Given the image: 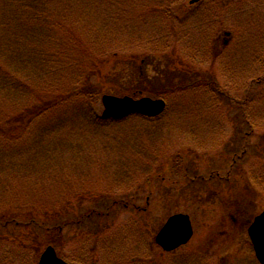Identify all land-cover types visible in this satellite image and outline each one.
Wrapping results in <instances>:
<instances>
[{"label": "rangeland", "instance_id": "1", "mask_svg": "<svg viewBox=\"0 0 264 264\" xmlns=\"http://www.w3.org/2000/svg\"><path fill=\"white\" fill-rule=\"evenodd\" d=\"M7 1L0 0L2 26H7L10 21L13 25L18 24ZM13 1L18 3V0ZM187 1L42 0L43 8L36 14L43 18L33 22L27 15L25 19L29 21L24 23L25 26L13 32L12 24L6 28L0 26V43L7 41L12 47L16 45V50L26 49L33 53L34 60L39 59L44 69L54 68L58 60L59 72L63 55L75 50L70 41L77 36L92 50L115 49L128 59L127 55L148 51L129 50L125 44L129 37L145 40L152 35L164 40L172 27L170 20L174 19L175 13L188 9ZM182 2L184 7L180 10ZM216 2L208 22L214 28L217 26L215 20L222 24V29L215 32L218 44L224 40L218 38L221 32L231 34L223 49H212L224 50L221 55L215 58L184 55L179 60H176L179 53L173 57H150L139 64L140 69L134 61L118 60L115 66L114 63L102 65L101 73L90 82L92 93L110 86L104 95L118 98L137 99L133 97H141L142 91L137 89L142 88L153 95L162 91L169 109L160 119L158 116L148 117V120L134 118L128 123L96 128L86 124L82 108L78 107L67 116H60L57 109L45 118L27 147H21L25 140L0 138L5 147L13 146L18 154L31 148L34 138L63 141L75 133L79 136L74 139L72 155L53 159L49 165H40L31 179H45L44 173L53 171L65 173L61 180L63 187L66 189L71 176L75 190L70 191L71 186H68L62 192L57 184L39 193L31 192L32 185L27 187V184L19 185L8 194L13 201L39 197L33 205L36 209L49 206L50 214L42 218L43 227L35 223L30 225L34 218L42 223V219L37 220L40 216L34 208L32 213L21 215L20 206H9L11 203L5 202L0 205V215H8L6 221L9 223L14 221L12 226L5 224L3 227L5 220H0V254L7 253L8 259L10 255L12 264H34L32 259L37 257L38 260L48 246L69 264H258L247 235L248 227L243 222L264 210V82L259 86L251 84L252 80L264 77V67L258 68L264 64V56L260 58L259 66L253 68L257 63L256 56L264 50V0ZM209 3L212 0H205L201 7H207ZM18 14L22 17L20 11ZM47 14L53 17L49 19L51 22H45ZM207 16L205 9L195 15L200 23L198 26L203 29ZM52 25L57 27V32L49 34ZM185 26L186 23L183 28ZM191 32L196 35L198 30ZM190 42L193 44L194 40L190 39ZM2 50L0 46V54ZM43 50L47 54L44 60L38 55ZM2 64L0 59V68ZM182 65L189 66L192 72L185 71ZM109 71H114L117 79L101 80L102 73ZM138 75L143 77L142 82H138ZM194 81L200 82L194 86ZM185 85H189L187 90H175ZM47 86L45 79L33 78V88L41 90ZM39 97L37 100L43 102ZM17 99L12 91L2 90L0 110L5 114L0 122L11 117ZM20 101L25 105L23 99ZM92 102L93 99L88 104ZM35 103L36 100L32 104ZM101 110L102 107L99 115ZM62 117L66 121L62 122ZM52 124L54 136H44V131ZM65 128L75 133L66 132L62 138ZM137 134L151 136L148 140L136 141L141 150L151 154H141L138 149L124 146L123 139L128 138L130 143ZM100 147L104 156L100 154L95 162L94 151ZM41 149L42 146L36 148L39 153ZM169 162L177 169H168ZM4 171L0 166V172ZM255 171L259 180L252 181ZM84 189L97 195L86 196L80 203L71 202L77 194L75 191L84 192ZM102 192H107V196L100 195ZM3 194L0 199L4 198ZM117 200L123 205L134 203L136 206L114 205ZM232 206L246 211V216L237 217L243 220L241 224L230 220L228 214ZM108 208L110 210L104 216ZM176 214L190 218L193 237L185 246L161 254L154 243L155 236L167 219ZM82 216L85 218L81 224H69ZM28 220L31 221L27 226L16 227ZM58 223L65 224L62 231L49 233V227Z\"/></svg>", "mask_w": 264, "mask_h": 264}, {"label": "trees", "instance_id": "2", "mask_svg": "<svg viewBox=\"0 0 264 264\" xmlns=\"http://www.w3.org/2000/svg\"><path fill=\"white\" fill-rule=\"evenodd\" d=\"M9 3L8 9L11 12V15H16L17 17H13L18 21V24L15 23L13 25L11 21L7 26H2L0 23V26L2 27H8L10 24L13 25V28L11 29V32L15 31L20 26L24 27L25 22H28L29 20L25 19L27 15H30V21L36 22L39 20V18H43L42 15L36 14L37 11L42 9V0H18L17 4L14 3L13 0H8ZM184 3L182 2L181 5H179V9H183L182 5ZM42 5V6H41ZM48 5V4H47ZM203 4L196 5L194 7H190L189 9H186L184 12H178V14L175 13L174 19H171V29L169 28V31H167L168 35H164V40L158 39L160 38L157 36V38H154V36L151 35L150 38H146L145 40L136 38L135 36L129 37L125 44L130 47L129 50H148L146 54L138 53V55H125L121 54L118 50H92L89 48L84 40L77 36V38H72L70 41L71 47L75 50H69L66 54L63 55V66L61 67V70L59 72V66L58 60L57 64H55L54 68L52 69H44V64L39 63V59L37 61L34 60V54L24 50H16V45L14 47L9 45V42L3 41V44L0 43L1 48L3 49L0 54L1 62L3 61V66L0 68V97L2 94V90L7 89L12 91L14 96H18L17 102L12 108V114L11 117L6 120H3L0 122V138L3 139L4 137H7L11 140H25V142L21 143V147H27L31 143V139L33 138L34 134L37 133V130L42 125V123L45 121V118L51 114L52 112H55L57 109H59V115L60 116H67L68 114L75 112L82 108L83 112V119L86 122L88 126L95 125L96 128H106L109 126H113L116 124H124L128 123L130 121H134V117L127 118L121 122H115V121H103L100 119L99 111H100V101L99 98H101L102 95L107 94V91L109 90L110 86L107 87V89L99 88L96 89L95 93H92V85L90 82L98 76L101 72L100 68L104 64L108 63H114V66L117 64L118 60H121L123 62H133L136 63L138 66L139 64H143L145 60L147 61L150 57H157L162 56L163 58L165 56L173 57L174 54L177 55V53L181 54L178 58L176 57V60H179L182 58V55H190L191 57L196 54L199 55L201 58H207V53L205 52H211L210 56L213 57L216 54L217 50L216 47H219L223 49L222 43L218 44V39L215 33L216 30L222 29V24L217 22V20L214 21V23L217 25L216 28L211 27L209 25V17L211 16L210 13H213V11L216 9L217 2L216 0H212V3H209L207 7H201ZM1 7V3H0ZM182 7V8H181ZM201 7V8H199ZM17 8L18 10L16 11ZM208 11V16L205 17L204 25H206L205 29H203V26H198L200 23L195 18V15L198 14L202 10ZM21 12L22 17L18 14V12ZM172 14V13H171ZM167 17V16H165ZM45 22H51L53 19L50 14H47L44 18ZM12 20V19H11ZM172 20H175L172 21ZM31 22V23H33ZM186 23V26L183 28V24ZM23 24V25H20ZM54 25V24H53ZM51 26L49 30V34H54L56 31V26ZM190 25V26H189ZM191 25L192 30H191ZM189 26V27H188ZM188 27V28H187ZM195 29L198 30L196 35H194L191 31H194ZM200 31H204L201 33ZM206 31V32H205ZM171 33V34H170ZM216 36V37H215ZM36 37V36H35ZM32 38V37H31ZM190 39L194 40L193 44H191ZM180 48H182L180 51H178ZM51 51V50H50ZM256 50L253 51V53ZM185 52V53H184ZM263 53H260L259 56H256L255 60L257 63L254 65L253 68H257L259 64L262 62L264 50ZM184 53V54H183ZM167 54V55H166ZM209 54V53H208ZM39 57L43 60L47 57L46 51H42L40 54H38ZM161 58V59H163ZM140 59V60H138ZM193 59V58H192ZM106 60V63H104ZM13 62V65L12 63ZM255 62V61H254ZM253 62V63H254ZM259 63V64H258ZM46 64H49L46 63ZM185 71L188 73H191L192 70L189 66L182 65ZM264 67V64L259 66V69H262ZM140 69V66H139ZM12 71V72H11ZM140 73V72H139ZM261 74V72H259ZM104 74L101 80L107 81L110 79V81H113L117 79V77H114L115 72L109 71L102 73ZM197 75V74H196ZM33 78H39V79H45L47 83V87L44 89H35L33 88ZM143 78V77H142ZM141 75H138V82H142ZM35 83L38 82V80H34ZM200 81H194L193 85L196 86L199 84ZM264 82V77H262V80L255 79L251 81V84L255 86H259ZM210 83L212 81L210 80ZM205 84H207L205 82ZM258 84V85H257ZM190 85V84H189ZM189 85L185 86H179L175 88L177 92L179 91H185L186 88L189 87ZM6 87V88H4ZM194 87H191V89ZM189 89V88H188ZM222 89V88H221ZM142 91V96H152L154 98L159 99H165L164 93L161 91L158 94H150L147 89H137ZM63 92V94H60ZM40 94V95H38ZM42 96V97H39ZM135 96H137V93H135ZM43 98V102H39L37 98ZM24 100L25 105H23ZM93 102L91 104H88L89 101ZM32 101L31 103L29 101ZM36 100V105L32 104ZM167 100V99H166ZM19 101V102H18ZM18 103V104H17ZM97 106V108L93 109V106ZM63 106H66L63 108ZM59 107V108H58ZM75 107L76 109H73ZM169 109V107H168ZM167 113V112H166ZM166 113H164L166 115ZM5 112L3 110H0V119L4 116ZM80 115H82L81 112H79ZM63 118V117H62ZM66 121L65 118L62 119V122ZM253 126V125H251ZM53 124L51 127L44 131V136L52 137L54 136V133L52 131ZM66 132L69 133H75L73 130L65 128L63 137L66 136ZM77 134H73L70 137H67L63 139V141L53 140L49 141L46 138L42 137L41 139L34 138V141L32 143L31 148L27 149L26 151L22 153H16L15 154V148L13 146L9 145L8 147H5L3 145V142L0 141V155L2 156L0 159V166L5 170L4 172H0V196L3 194V199H0V205L5 203H11L9 206H20L21 208V215L22 213L28 214L29 212H33V208L38 214L37 220L47 218V216L50 214L47 209L50 210L49 206H38L36 209L33 207L35 205V201L39 200V197L33 198L31 200H25L22 198L15 199L13 201L12 198H9L8 194L13 192V190H16L19 185L30 187L32 185L31 192L39 191V193L50 190L52 187L56 186L57 184L60 185L57 187L60 189V191L64 192L68 186H71V190L74 189L75 182L70 177V182L66 184V189L63 187V181L62 178L65 175V173H59V172H48L44 173L45 179H32V174L40 169V165H49L51 164V161L53 159H63L69 154H73V144L74 139ZM151 136H143L137 134L135 137L130 139V143L128 142V138H125L122 140V142L125 144L127 148L130 149H138L141 151V154H144L146 150H141V146H137L136 141L142 142L144 139L148 140ZM41 141V142H40ZM68 144H65L67 143ZM152 144V143H151ZM36 145L37 147H35ZM39 146H42V149L40 153L36 150ZM144 152V153H143ZM147 154H151L149 151L146 152ZM102 155L104 156V152L102 151V147H100V150L95 149L94 151V161L97 162L98 156ZM26 155V157H25ZM173 160V156L171 157ZM76 164V163H71ZM94 166V165H91ZM178 166V165H177ZM166 167L171 170L177 169V167H173V165L169 162ZM67 168V166H66ZM77 171V169H75ZM170 172V171H169ZM29 173L30 175L27 177L26 174ZM70 174V173H69ZM157 178L159 176H156ZM16 181V182H15ZM82 188V187H81ZM80 188V189H81ZM12 189V190H10ZM69 191V192H70ZM77 193L75 197H72L71 202L80 203L83 198L86 196H96L97 193L93 191H86L84 189V192L81 191H75ZM107 192H102L100 195H105ZM60 201V198H58V202ZM123 202L120 200H117V202L114 205L120 206L123 205ZM134 204V203H132ZM127 203H125L126 206ZM31 206V207H29ZM74 207V206H71ZM80 207V206H78ZM114 208V206H112ZM66 209V205L64 207ZM109 208L103 213L104 216H107L109 212ZM51 211V210H50ZM92 212H98L96 210H93ZM64 216V214H63ZM6 217H9L6 214L0 215V220H5L4 225L6 226H12L14 221H6ZM89 217V214L87 215ZM85 217H78L76 220H71L69 224L79 225L83 222ZM36 218L32 219V225L33 223L37 224L39 227H43V219L42 223L39 224L38 222L34 221ZM31 220H28L27 222H24L22 224L18 223L17 226H27L28 223ZM45 225V224H44ZM65 224L58 223L57 225H53L52 227H49L51 231L49 233H52V231H62ZM47 225H45L46 227ZM48 233V232H47ZM7 253L0 254V264H12L10 260L6 256ZM24 261V259L22 260ZM34 264H36L37 257L32 259ZM161 261L160 259H157L155 262ZM14 264H17L14 263ZM20 264V262H19ZM161 264V263H159Z\"/></svg>", "mask_w": 264, "mask_h": 264}, {"label": "water", "instance_id": "3", "mask_svg": "<svg viewBox=\"0 0 264 264\" xmlns=\"http://www.w3.org/2000/svg\"><path fill=\"white\" fill-rule=\"evenodd\" d=\"M199 0H193L197 2ZM104 112L103 119H122L131 114H140L147 117H155L164 109L163 102H153L148 99L133 101L129 98H103ZM256 259L264 264V213L257 217L248 230ZM192 236L189 218L183 215H176L167 220L155 238V243L164 251H173L185 245ZM38 264H65L59 260L54 250L47 247L41 255Z\"/></svg>", "mask_w": 264, "mask_h": 264}, {"label": "flooded vegetation", "instance_id": "4", "mask_svg": "<svg viewBox=\"0 0 264 264\" xmlns=\"http://www.w3.org/2000/svg\"><path fill=\"white\" fill-rule=\"evenodd\" d=\"M232 211H230V213L228 214V216L230 217V219L232 220V222L237 223L240 221L239 218L240 216H246V211L244 210V208H239V206H234L231 208ZM234 216V217H232ZM249 220V219H248ZM246 223V220H245Z\"/></svg>", "mask_w": 264, "mask_h": 264}]
</instances>
